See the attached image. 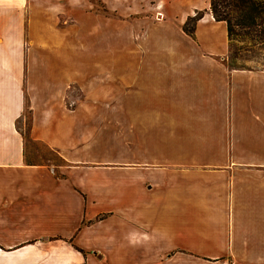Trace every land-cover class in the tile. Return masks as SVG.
Here are the masks:
<instances>
[{"label":"crops","instance_id":"crops-1","mask_svg":"<svg viewBox=\"0 0 264 264\" xmlns=\"http://www.w3.org/2000/svg\"><path fill=\"white\" fill-rule=\"evenodd\" d=\"M101 1L0 0V264H264V70L209 0Z\"/></svg>","mask_w":264,"mask_h":264},{"label":"trees","instance_id":"trees-1","mask_svg":"<svg viewBox=\"0 0 264 264\" xmlns=\"http://www.w3.org/2000/svg\"><path fill=\"white\" fill-rule=\"evenodd\" d=\"M209 11L215 21L226 25L229 61L238 56L245 61L247 55L264 61V0H209ZM202 15L203 12H197L189 17L183 25L184 32L193 36L194 26ZM236 68L253 69L244 65Z\"/></svg>","mask_w":264,"mask_h":264},{"label":"rangeland","instance_id":"rangeland-1","mask_svg":"<svg viewBox=\"0 0 264 264\" xmlns=\"http://www.w3.org/2000/svg\"><path fill=\"white\" fill-rule=\"evenodd\" d=\"M92 2L96 6H101L103 2L101 0H92ZM234 45H237L238 43L234 42ZM229 55V53H228ZM239 57V58H238ZM236 60L229 61L228 64L231 67H239V66H246L253 68L255 70H261L264 69V61L260 60L258 57L255 58L251 55H247V59L243 61L242 56H238ZM66 80V86L61 85V88H64V97H63V104L67 109H71L73 105H70L71 102L75 103L79 101H83L84 97L81 93L82 84L84 83V80H74L70 81ZM92 84L100 88V84L96 83L95 79L91 80ZM89 81L86 83L88 85ZM62 88V89H63ZM89 97V96H88ZM93 100H99L101 96L99 95H92L90 96ZM86 98V97H85ZM75 106V105H74ZM33 117L31 115V111H26L24 113V116L18 121V128L22 132V135L24 136L25 141V161L27 163H41L46 164L50 166L51 168L55 169L56 166L60 165L62 162L57 157L55 153V148L47 145V143L44 142V139H37L31 132V129L33 127ZM42 135L41 137H43Z\"/></svg>","mask_w":264,"mask_h":264}]
</instances>
